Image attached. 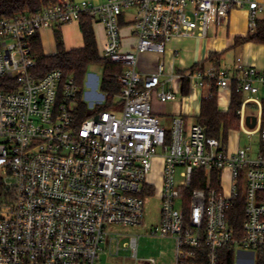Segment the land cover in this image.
Instances as JSON below:
<instances>
[{"label":"built area","instance_id":"obj_1","mask_svg":"<svg viewBox=\"0 0 264 264\" xmlns=\"http://www.w3.org/2000/svg\"><path fill=\"white\" fill-rule=\"evenodd\" d=\"M244 8L254 32L264 14L256 0H58L37 14L0 17V264H96L107 228L143 224L142 195L157 158L164 183L151 234L175 240L171 264H220L227 250L264 255V130H246L260 134L256 156L252 146L231 151L199 122L187 131L183 116L165 130L152 105L154 97L176 100V88L164 89L176 78L187 79L191 91L214 83L218 98L242 96L244 129L248 119L261 122L264 70L239 59L235 73L212 65L163 81L162 61L153 74L138 72L140 54L162 56L177 38L206 37L212 24ZM129 11L137 44L123 51L121 18ZM83 16L104 26L101 57L123 72L119 113L79 121V86L60 70L36 78L31 41ZM250 104L257 116H246ZM195 182L200 187L191 189ZM238 205L239 227L232 214ZM138 240L125 243L135 259Z\"/></svg>","mask_w":264,"mask_h":264},{"label":"crops","instance_id":"obj_2","mask_svg":"<svg viewBox=\"0 0 264 264\" xmlns=\"http://www.w3.org/2000/svg\"><path fill=\"white\" fill-rule=\"evenodd\" d=\"M73 1H88L91 3L101 4L106 0ZM256 2L264 6V0H256ZM263 15L264 14L260 15L259 19H262ZM121 22L123 36L122 49L123 51H131L137 44V38L134 34L132 19L128 21V12L123 14ZM57 29H60L62 33L64 45L67 51L84 47L80 22H73L40 32L39 37L42 50L45 55L51 56L57 52L55 41V31ZM93 30L100 54L99 49L104 48L105 46V29L102 24L93 23ZM249 32V14L247 9L233 10L223 24H212L208 29L206 37L202 38L197 35H192L177 38L168 44L165 53L162 56L156 53L140 54L138 59V72L143 76L153 74L156 72L160 62L162 61L165 69L162 77L163 81L170 79V77H183L186 72L196 66L197 68L200 67L202 69H207L212 65H215L217 68L227 69L231 73H235L236 65L238 64L237 61L239 59L243 65H252L259 70H264V45L255 43L236 45V39L246 37ZM231 53L233 54V57L232 59H228L227 57ZM211 55H214V57L210 59ZM98 85L101 89V81L99 84L97 79L94 87L95 90L98 88ZM175 88L177 90L176 100L162 103L154 97L152 104L153 111L159 118L164 129L166 126L171 129L173 119L177 116H183L185 128L189 131L192 125L199 122L201 101L202 99L210 97L211 88H195L191 91L189 89L187 79L183 78L178 80L176 78L167 83L164 89L169 91ZM93 97L95 98L93 99ZM222 98L223 95L218 98V108L220 112L225 113L229 110L230 102L227 100L228 102L222 104ZM82 101L85 102L87 106L89 103L91 105L97 104L96 106H98L102 101H106V94H98L97 92L93 93L91 91L84 94L83 89ZM260 123L258 124L257 122L255 126L257 125V127H260ZM248 126H252V123H248ZM233 136L235 138L234 142H232ZM228 141L231 151H235L239 148V134L235 135V131L232 132L231 138ZM146 188H153L155 194L154 186H148Z\"/></svg>","mask_w":264,"mask_h":264},{"label":"trees","instance_id":"obj_3","mask_svg":"<svg viewBox=\"0 0 264 264\" xmlns=\"http://www.w3.org/2000/svg\"><path fill=\"white\" fill-rule=\"evenodd\" d=\"M58 0H0V17L11 18L19 14H37L45 8L54 5ZM80 28L83 35L84 47L76 50L67 51L64 45L60 29L55 31V41L57 52L54 55L47 56L44 54L41 46L39 34H36L31 41V48L36 59L35 76L42 78L48 73L60 70L64 79L73 78L80 88L79 102V121L90 117L88 106L82 101L84 83L88 69L97 64L103 66V76L101 79V91L106 94V101L98 105L95 109L100 111H112L117 108L116 99L121 96L122 86L118 83L117 78L123 72V66L110 60L103 59L98 51L97 42L93 30V20L90 16H83L80 20ZM245 43H255L264 45V15L259 19L254 32L244 38H237L236 45ZM214 55H211L210 59ZM197 68L194 67L193 69ZM0 87L1 81H0ZM211 96L201 101V111L199 123L205 126L209 136L220 139L224 144L228 143L229 133L238 131L240 127L239 111L242 104V96L233 92L231 96L229 110L220 112L218 108V88L213 83L211 85ZM119 105H120V100ZM262 114L260 130H264V95L261 96ZM200 187L196 182L191 189ZM148 194H154L153 188H146L143 199ZM236 214V220L241 225L243 220L242 206L238 205L232 212ZM234 251L221 252L220 264H234ZM256 264H264V255L258 253Z\"/></svg>","mask_w":264,"mask_h":264},{"label":"rangeland","instance_id":"obj_4","mask_svg":"<svg viewBox=\"0 0 264 264\" xmlns=\"http://www.w3.org/2000/svg\"><path fill=\"white\" fill-rule=\"evenodd\" d=\"M134 15L133 11L128 12V21L132 19ZM100 48V54L102 50ZM233 54L228 55V59H232ZM103 76V66L101 64L93 65L88 69L85 83L84 94L87 92H97L103 94L98 85L95 90V83L98 79L100 81ZM95 95V94H94ZM95 97H93L94 99ZM156 98V97H155ZM157 99V98H156ZM119 98L116 99L117 108H119ZM97 104H88L89 115L93 116L98 113L95 109ZM113 109V111H118ZM258 114L257 107L254 104H250L246 109V116H256ZM256 126H246L238 128L239 132V147L246 148L252 146L254 156H256L261 150L260 134L258 132L248 134V132L254 131ZM166 130L170 128L165 127ZM232 142L235 141L233 136ZM162 152L159 150V155ZM163 169L164 160L162 158L154 159L152 162L151 173L147 176L146 182L155 187L156 194H148L145 199L144 206V220L140 226L133 227H118L112 226L107 228L106 235L101 243L99 256L96 264H153L151 260L155 261V264H171L175 260V240L173 238H165L161 236L152 235V231L158 226L160 220L161 200L158 195L163 189ZM177 208H180V204L177 202ZM132 236L139 237L137 243L136 259L132 258V251L125 246V243L130 242ZM258 254L255 251H236L234 264H256Z\"/></svg>","mask_w":264,"mask_h":264},{"label":"water","instance_id":"obj_5","mask_svg":"<svg viewBox=\"0 0 264 264\" xmlns=\"http://www.w3.org/2000/svg\"><path fill=\"white\" fill-rule=\"evenodd\" d=\"M248 123H249V119H248ZM255 124H256V119L252 118V126H255Z\"/></svg>","mask_w":264,"mask_h":264},{"label":"bare ground","instance_id":"obj_6","mask_svg":"<svg viewBox=\"0 0 264 264\" xmlns=\"http://www.w3.org/2000/svg\"><path fill=\"white\" fill-rule=\"evenodd\" d=\"M226 102H228V101H227V97H223V98H222V104H225Z\"/></svg>","mask_w":264,"mask_h":264}]
</instances>
